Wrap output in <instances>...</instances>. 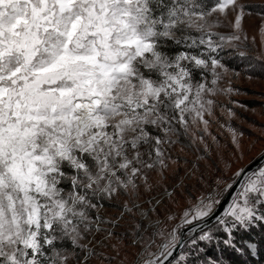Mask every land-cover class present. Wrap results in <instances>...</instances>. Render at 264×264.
Returning a JSON list of instances; mask_svg holds the SVG:
<instances>
[{
	"label": "snow or ice",
	"instance_id": "snow-or-ice-1",
	"mask_svg": "<svg viewBox=\"0 0 264 264\" xmlns=\"http://www.w3.org/2000/svg\"><path fill=\"white\" fill-rule=\"evenodd\" d=\"M249 15L244 0H0V264H68L65 242L83 247L97 196L135 191L148 170L168 168L174 137L206 133L229 71L220 50L250 40ZM251 42L264 46V17ZM222 196L229 234L264 220V162L191 201L176 227L141 237L138 264H171L180 229L211 239L201 223Z\"/></svg>",
	"mask_w": 264,
	"mask_h": 264
},
{
	"label": "rangeland",
	"instance_id": "rangeland-1",
	"mask_svg": "<svg viewBox=\"0 0 264 264\" xmlns=\"http://www.w3.org/2000/svg\"><path fill=\"white\" fill-rule=\"evenodd\" d=\"M196 2L210 6L215 0ZM244 2L250 14L244 22V30L250 40L225 44L220 50L221 62L229 71L222 74L216 85V95L211 97L214 104L212 115L205 117L209 122L207 132H203L201 124L190 134L174 137L176 142L165 146L168 168L148 170L147 184L138 179L135 191L121 190L111 198L97 196L94 199L96 207L88 209L90 230L83 232L80 241L83 247L73 249L70 241L65 242L66 254L70 255L68 264H138L141 237L147 239L157 225L165 230L179 225L178 218L191 201L213 190L224 192L235 172L264 151V46L251 42L256 25L264 17V0ZM215 31L230 34V29L223 26ZM191 35L198 37L199 33L192 32ZM169 48L173 53L177 49L183 50L181 45L175 44ZM241 51L245 56L239 55ZM231 130L237 133L239 151L232 143ZM61 186L65 192L70 188L67 182ZM163 191V201L159 204L157 200L155 205H159L155 208L152 209L150 202L144 203ZM168 215L176 216L177 220L166 223ZM257 224L264 225V220H254L246 227H232L230 224L229 234L217 221L203 230L211 239L200 240L203 233L199 232L185 244L171 264H189L212 243L235 247L232 232L247 230ZM245 246L246 252L254 259L252 264H260L256 262L255 244L246 242ZM89 252L91 255L87 261H77L76 257L82 258ZM205 264L219 263L208 260Z\"/></svg>",
	"mask_w": 264,
	"mask_h": 264
},
{
	"label": "trees",
	"instance_id": "trees-1",
	"mask_svg": "<svg viewBox=\"0 0 264 264\" xmlns=\"http://www.w3.org/2000/svg\"><path fill=\"white\" fill-rule=\"evenodd\" d=\"M171 49L168 50L171 51ZM232 234L235 247L218 246L212 243L210 247H205V251L199 254V257L192 259L189 264H205L208 260L219 264H252L254 259L246 252V242L255 244L258 254L256 262L264 264V225L257 224L247 230H235Z\"/></svg>",
	"mask_w": 264,
	"mask_h": 264
},
{
	"label": "water",
	"instance_id": "water-1",
	"mask_svg": "<svg viewBox=\"0 0 264 264\" xmlns=\"http://www.w3.org/2000/svg\"><path fill=\"white\" fill-rule=\"evenodd\" d=\"M264 162V151L256 156L252 161H250L247 165H245L243 168H254L257 166V164ZM236 193L233 192L231 195H235ZM222 207L218 208L216 210V214L212 219H209L206 224L203 222L201 223V227H203V230L209 228L212 226L215 222L218 221V219L223 215V212L227 209L228 204L231 202L230 197L223 196L222 198ZM182 233V244L179 246L174 253V257L171 258V263L177 258L179 253L182 251L184 248L185 244L192 239L196 234H198L200 231L197 229L196 232H191V231H185L184 229H180Z\"/></svg>",
	"mask_w": 264,
	"mask_h": 264
},
{
	"label": "built area",
	"instance_id": "built-area-1",
	"mask_svg": "<svg viewBox=\"0 0 264 264\" xmlns=\"http://www.w3.org/2000/svg\"><path fill=\"white\" fill-rule=\"evenodd\" d=\"M165 191H163L162 193H159V194H157V195H155L154 197H151L150 199H148V200H145L144 201V203H152L151 204V206H152V209L153 208H155L156 206H158L162 201H163V193H164ZM169 192V191H168ZM157 200H159L160 202H159V204L158 205H155V202L157 201ZM147 210V209H146ZM146 210H144V211H146ZM143 211V212H144ZM149 214V213H148Z\"/></svg>",
	"mask_w": 264,
	"mask_h": 264
}]
</instances>
